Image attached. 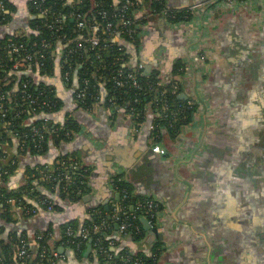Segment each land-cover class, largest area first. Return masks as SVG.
I'll use <instances>...</instances> for the list:
<instances>
[{
	"label": "crops",
	"instance_id": "crops-1",
	"mask_svg": "<svg viewBox=\"0 0 264 264\" xmlns=\"http://www.w3.org/2000/svg\"><path fill=\"white\" fill-rule=\"evenodd\" d=\"M31 1L13 0L16 10L0 25V39L28 32ZM165 1L193 17L173 22L141 6L137 17L148 20L140 24V41L120 42L126 43L131 66L145 74L158 70L165 82L179 80L180 95H188L183 100L196 104L192 122L174 140L154 136L151 107L140 124L124 109L115 113L106 103L105 86L91 110L79 107L76 84L70 86L62 74V42L53 76L27 70L35 82L56 88L62 109L49 116L55 124H63L69 114L82 123L71 142L59 147L51 141L43 156L21 155L6 183L8 189L21 187L29 166L53 165L63 154L86 166L87 190L81 198L44 189L55 208H39L31 198L36 212L13 208L16 229L28 233L34 249L35 234L51 231L49 243L60 257L49 264H109L100 260L91 240L80 254L66 245L63 226L74 222L82 230L113 205L120 198L113 188L115 175L130 182L134 194L158 199L161 207L151 226L157 233L146 229L145 238L135 241L117 227L113 251L149 254L160 241L161 264H264V2ZM179 63L183 75L174 73ZM13 152L18 153V145Z\"/></svg>",
	"mask_w": 264,
	"mask_h": 264
},
{
	"label": "trees",
	"instance_id": "trees-1",
	"mask_svg": "<svg viewBox=\"0 0 264 264\" xmlns=\"http://www.w3.org/2000/svg\"><path fill=\"white\" fill-rule=\"evenodd\" d=\"M131 1L134 3L131 4ZM125 5L128 6L126 10ZM141 6L158 15L167 10L168 18L173 22L188 21L193 17L189 12L170 8L165 0H32L30 8L33 17L28 32L0 39V264H49L52 251H57V247L53 248L49 243L52 237L50 230L35 234L33 239L36 238L38 247H32V238L28 233L15 227L17 221L12 218L14 206H23L27 210H38L37 205L44 209L55 208L53 199L44 193V189L52 193L59 188L60 195L71 200L81 198L87 190L86 166L68 154L61 155L53 165L39 163L29 166L27 181L21 187L8 189L6 186L18 168L21 155H46L51 141L60 147L71 142L82 129V123L70 114L63 124L54 123L49 116L62 109L56 88L45 82H35L34 75L27 73L28 69H33L42 75L53 76L59 42L64 45L62 74L65 77L68 73L70 86L76 84L79 107L91 110L100 99L102 86H105L107 105L115 113L119 109L126 110L138 124L147 120L148 108L151 107L155 113L152 132L158 140L166 136L174 140L183 126L192 122L197 106L179 97L182 87L179 80L165 82L160 71L145 74L143 68L129 64L126 43L123 45L120 39L135 43L140 41V27L136 25L148 20L137 17ZM15 10L13 0H0V25L8 23ZM42 11L47 13L42 14ZM123 12L126 18L134 21L133 24L125 26L120 22ZM80 22L84 23L82 27ZM110 22L113 23V33L106 29ZM95 25L99 26L96 32L99 42L93 45L89 39L94 36L92 28ZM129 27L133 28L132 33L128 32ZM12 43L24 46L20 51L11 53ZM28 53L34 54L33 60L25 59ZM17 63L20 66L16 67ZM174 73H185L182 63L177 64ZM79 92H82L81 97H78ZM16 145L18 153L15 154ZM70 161L79 163L80 168L72 172L73 180L67 182L62 176L66 171L65 164ZM52 172V177L45 176ZM112 183L120 193L115 202L122 209L117 211L113 205L107 210L103 208L102 213L95 215L82 230L74 222L66 223L63 226V242L80 254L91 240L100 260L109 264H161L164 248L160 241L152 244L149 254L145 251L133 254L126 249L113 251L110 242L116 246L113 232L117 227L120 231L121 224L128 223L122 234L141 241L146 235L142 219L152 218L145 205L147 197L134 194V186L130 182L122 175H115ZM9 198H15L16 203L8 202ZM96 225H101L98 231H94ZM85 228L91 230L88 239L82 236ZM23 241L30 250V256L24 258L19 255Z\"/></svg>",
	"mask_w": 264,
	"mask_h": 264
},
{
	"label": "built area",
	"instance_id": "built-area-1",
	"mask_svg": "<svg viewBox=\"0 0 264 264\" xmlns=\"http://www.w3.org/2000/svg\"><path fill=\"white\" fill-rule=\"evenodd\" d=\"M224 1L226 3H228V4H230V5H234L237 1L264 2V0H224ZM133 3L134 2L131 1V4H133ZM127 8H128V6L125 5L124 6V10H126ZM168 12L169 11H167V10L164 11V13L166 15H168ZM45 13H47V12L46 11H42V14H45ZM103 15H105V12H103ZM78 16H80V15H78ZM120 20H121L120 22H122V24L125 25V26L126 25H131V24L134 23V21L131 18H126V13L125 12L122 13ZM83 24H84L83 22H80L79 23V26L82 27ZM136 26L137 27H140V24H137ZM112 28H113V23L112 22L108 23L107 26H106V29L107 30H111L112 33H113V29ZM92 29H93V32H94V36H92L89 40L91 41V43L93 45H96L99 42V38L96 36V32L99 30V26L98 25H95V26H93ZM132 31H133V28L129 27L128 28V32L132 33ZM115 33H116V31H115ZM11 46H12V48H11V53H12V52H15V51H17V52L20 51L21 47H23L24 45L23 44L18 45L16 43H12ZM36 54H39V52H36ZM40 56L43 57L44 54H41ZM204 58L205 57H203V59ZM25 59L26 60H29V61L30 60H33L34 59V54L28 53L25 56ZM18 66H20V63H17L16 67H18ZM65 77H66V79L68 81L69 80L68 73L65 75ZM131 77H133V79H135V76L133 74H131ZM134 82L137 84L136 80H134ZM26 85H27V83L25 84V86ZM81 96H82V92H79L78 93V97H81ZM40 137H41V139H43L44 138L43 134H41ZM64 164H65V162H64ZM65 168H66V171L63 173V176L62 177L67 182H70V181L73 180L72 172L77 171L80 168V164L77 163L76 161H72V162L70 161L69 163L65 164ZM45 176L46 177H52L53 176V172L52 173L45 174ZM126 196H127V193H125V197ZM8 202L15 204L16 203V199L15 198H9ZM145 205L148 207L149 211H151V218H152V220H149L147 218L148 219V222H149V224L151 226H154V225H156V220H157V217H158L159 209L161 207V202L158 199L154 198V197H148L147 200H146V202H145ZM113 206H114V208L117 211H120L122 209V207L119 205L118 202H113ZM49 208H52V207H49ZM30 211L36 212L37 210L30 209ZM117 219H120V215H117ZM153 219H155L154 222H153ZM128 225L129 224L126 223V222L122 223L121 226H120V232L121 233L122 232H125L126 229H127V227H128ZM100 228H101V225H96L94 227V231H98ZM69 229H71V228H69ZM90 231L91 230L90 229H87V228H85L83 230L82 236H83L84 239H88L89 238ZM110 245H113L114 246V242L111 241L110 242ZM19 255L22 258L30 256V250H29V248L27 246L26 241L24 242V245L21 247L20 252H19ZM51 256H52V259H51V261H52V260H55V259L59 258L60 257V254L56 250H54V251H52V255Z\"/></svg>",
	"mask_w": 264,
	"mask_h": 264
},
{
	"label": "water",
	"instance_id": "water-1",
	"mask_svg": "<svg viewBox=\"0 0 264 264\" xmlns=\"http://www.w3.org/2000/svg\"><path fill=\"white\" fill-rule=\"evenodd\" d=\"M179 97H180L181 99H186V98H188V95H186L185 93H183V94H181ZM142 221H143L144 226H145L146 229H148V230H153L155 233L158 232V230H157L156 228H153V229L151 228V225L149 224L147 218H144V217H143ZM154 237H155V236H153V238H154Z\"/></svg>",
	"mask_w": 264,
	"mask_h": 264
}]
</instances>
